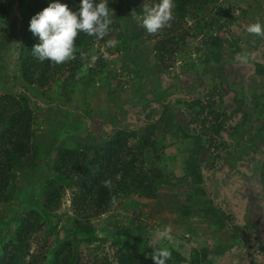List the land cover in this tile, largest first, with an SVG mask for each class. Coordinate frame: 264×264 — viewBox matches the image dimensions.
Instances as JSON below:
<instances>
[{"label": "rangeland", "instance_id": "374dc122", "mask_svg": "<svg viewBox=\"0 0 264 264\" xmlns=\"http://www.w3.org/2000/svg\"><path fill=\"white\" fill-rule=\"evenodd\" d=\"M16 1L1 2L0 95L18 96L23 86L13 76L26 42L20 14L31 0ZM130 2L113 4V31L95 46L97 59L80 78L63 75L44 86H24L36 157L32 168L17 173L8 201L0 204V252L26 213H41L47 204L58 151L100 146L112 129L124 128L146 140L143 148L135 139L129 145L152 196L119 199L92 218L96 239L77 246L76 264H118L124 254L134 264H154L147 254L161 248L188 260L205 251L202 264H264V38L245 31L264 25V0H214L205 16H188L180 30L184 42L167 55V68L155 59L157 39L139 34ZM110 39L118 44L107 47ZM240 54L248 55L247 62ZM206 100L221 117L202 126L208 116L199 102ZM76 191H62L51 206L52 223L44 220L32 235L24 264H52L55 253L67 252ZM218 209L230 227H246L247 241L233 237Z\"/></svg>", "mask_w": 264, "mask_h": 264}, {"label": "trees", "instance_id": "16d2710c", "mask_svg": "<svg viewBox=\"0 0 264 264\" xmlns=\"http://www.w3.org/2000/svg\"><path fill=\"white\" fill-rule=\"evenodd\" d=\"M117 1L108 0V7L111 9ZM1 2L2 0L0 9ZM158 2L159 0H131L128 9L140 23L139 34L148 40L157 39L154 45L155 59L158 66L167 68L169 67L167 55H172L174 47L184 42V37L180 34L183 20L188 16H191V19L205 16L214 0H174L175 19L171 22V27L150 35L142 25L143 6L151 7ZM16 3L19 4L20 0ZM51 3L66 4L70 10L77 11L80 0H31L25 12L20 14V29L26 42L16 60L17 75L13 77L20 79L23 86L18 96L0 95V204L8 201V189L17 173L32 168L36 157L33 144L34 116L27 105L28 92L24 86L35 84L44 86L63 75L64 80L80 78L90 59L95 56L92 53L95 52V46L103 43L113 31L110 25L108 35L103 39L80 33L75 41L77 49L75 59L62 65H54L47 60L41 62L32 52L33 45L40 43V40L29 30V23L33 16ZM204 103L199 102L202 109L207 110L208 117L203 119L202 126L209 123V117L215 120L221 117L215 103L209 100ZM230 115L233 116L234 112ZM211 127L212 125L203 132L204 135L209 133ZM103 139L105 142L100 146L79 144L58 151L53 166V179L49 182L51 187L45 194L47 204L42 207L41 213L32 210L20 220L10 241L1 249L0 264H24L29 256L32 235L39 230L44 220L52 223L51 206L60 199L61 192L66 189H77L72 199L75 218L70 231L71 239L67 238L64 242L67 252L55 253L52 264H76L77 246L84 242L91 243L96 239L89 228V221L103 214L108 205L113 203V197L116 202L132 195L152 196L153 188L148 183L147 176L138 167L137 153L129 145V141L135 139L138 147L143 148L146 144L143 136H139L137 130L116 128ZM106 179L111 180L114 185L111 190L103 186L102 182ZM218 212L219 220L233 237L247 241L249 232L246 227L242 225L230 227L225 221V213L221 209H218ZM171 253L172 264H202L207 258L205 251L191 256L190 260L175 250ZM133 260V256L119 255L118 264H134Z\"/></svg>", "mask_w": 264, "mask_h": 264}, {"label": "clouds", "instance_id": "9594fccd", "mask_svg": "<svg viewBox=\"0 0 264 264\" xmlns=\"http://www.w3.org/2000/svg\"><path fill=\"white\" fill-rule=\"evenodd\" d=\"M174 0H159L149 7L143 6L142 25L150 35L164 28L171 27L174 16ZM115 16L108 7V0H80L77 11H72L66 4L51 3L41 12L33 16L29 30L38 36L40 43L33 45V55L41 62L50 61L54 65H62L75 59V41L80 33L103 39L110 31ZM246 33L264 38V25L259 22L247 25ZM118 41L110 39L107 47H115ZM15 45V44H14ZM97 57L93 56V63ZM239 59L247 62L248 55L240 54ZM103 186L111 190L114 185L106 179ZM115 203V197H113ZM166 232H162L164 236ZM154 264H167L171 259V251L167 248L155 249L150 254Z\"/></svg>", "mask_w": 264, "mask_h": 264}]
</instances>
